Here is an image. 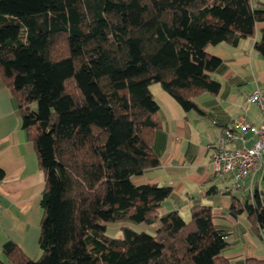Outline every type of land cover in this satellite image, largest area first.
Returning a JSON list of instances; mask_svg holds the SVG:
<instances>
[{
  "label": "trees",
  "instance_id": "1",
  "mask_svg": "<svg viewBox=\"0 0 264 264\" xmlns=\"http://www.w3.org/2000/svg\"><path fill=\"white\" fill-rule=\"evenodd\" d=\"M257 22L264 7L250 0H0V82L44 174L39 255L7 240L0 264H230L209 207L193 205L185 222L161 211L170 187L131 178L159 165L150 85L200 113L193 98L220 90L210 74L222 62L207 48L236 46ZM253 49L264 59V26ZM260 180L251 201L230 203L256 232L264 172ZM121 221L152 231L126 225L109 236Z\"/></svg>",
  "mask_w": 264,
  "mask_h": 264
},
{
  "label": "crops",
  "instance_id": "2",
  "mask_svg": "<svg viewBox=\"0 0 264 264\" xmlns=\"http://www.w3.org/2000/svg\"><path fill=\"white\" fill-rule=\"evenodd\" d=\"M250 2L252 8L264 7V0ZM263 26L264 22L255 23L254 36L241 39L236 46L220 43L207 48L222 62L210 74L220 83V90L193 98L200 113L185 112L158 84L150 85L161 124L152 140L159 165L131 178L134 185L170 187L172 195L163 201L161 211L176 209L185 222L193 205L209 207L215 229L225 235L221 255L230 264L264 260V229L254 231L245 212L230 213L232 197L251 201L249 188H260L264 171L236 185L231 174L213 175L211 151L223 129L237 118L244 117L255 125L261 122L257 107L247 104L245 98L255 88L264 90V59L253 49ZM251 143L249 140L246 146ZM0 170V245L12 241L25 255L36 258L44 174L38 168L33 143L20 127L10 91L1 82Z\"/></svg>",
  "mask_w": 264,
  "mask_h": 264
},
{
  "label": "built area",
  "instance_id": "3",
  "mask_svg": "<svg viewBox=\"0 0 264 264\" xmlns=\"http://www.w3.org/2000/svg\"><path fill=\"white\" fill-rule=\"evenodd\" d=\"M245 102L257 107L261 122L255 125L237 118L223 129L211 151L213 175L231 174L237 183L264 170V90L253 89ZM249 140L252 143L246 146Z\"/></svg>",
  "mask_w": 264,
  "mask_h": 264
},
{
  "label": "rangeland",
  "instance_id": "4",
  "mask_svg": "<svg viewBox=\"0 0 264 264\" xmlns=\"http://www.w3.org/2000/svg\"><path fill=\"white\" fill-rule=\"evenodd\" d=\"M130 226L131 228H133L135 231H143L146 233H151L152 231V227L146 226V225H134V224H129L126 222H116V223H111L107 225V231L106 233L109 236L112 237H121V233H120V227L122 226ZM39 255V254H38ZM0 257L2 258V255L0 253Z\"/></svg>",
  "mask_w": 264,
  "mask_h": 264
}]
</instances>
